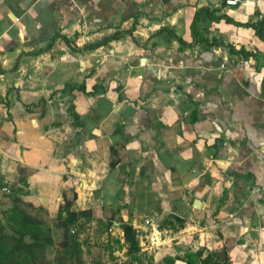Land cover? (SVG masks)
Here are the masks:
<instances>
[{
	"label": "crops",
	"instance_id": "1",
	"mask_svg": "<svg viewBox=\"0 0 264 264\" xmlns=\"http://www.w3.org/2000/svg\"><path fill=\"white\" fill-rule=\"evenodd\" d=\"M19 167L50 216L264 264V0H0L4 184Z\"/></svg>",
	"mask_w": 264,
	"mask_h": 264
},
{
	"label": "rangeland",
	"instance_id": "2",
	"mask_svg": "<svg viewBox=\"0 0 264 264\" xmlns=\"http://www.w3.org/2000/svg\"><path fill=\"white\" fill-rule=\"evenodd\" d=\"M28 174L26 170V174L21 178L22 180L25 178V182L19 181L20 174L18 173L16 182L3 184L6 190L0 188L1 232L7 239L10 236L19 238L18 232H22V239L27 243L31 242L28 233H33L46 240L44 249L36 252L34 258H27L28 263L25 264H70L68 255L60 247L63 230L60 225L61 221L58 219V211L54 216H50L43 208L32 205L30 207L29 203L23 201V198L29 194ZM116 212L115 208L111 210L105 207L100 208L95 212L91 211L90 216L79 219L75 226H70V234L79 245V259L82 264H165L166 258H173V264H184L183 260L188 254L196 255L200 264H212L209 256H205L200 244L196 245L194 242L186 244L182 241V246L175 245L177 251L173 256L156 255L153 250L158 247V241L156 243L152 235L154 232L152 227L137 233L139 252L129 253L119 225L123 222L121 218L116 217ZM23 217L32 218L37 222L35 225L24 227L20 222ZM167 223L172 224L171 221L163 220L159 227H166ZM1 242L9 243V240Z\"/></svg>",
	"mask_w": 264,
	"mask_h": 264
},
{
	"label": "trees",
	"instance_id": "3",
	"mask_svg": "<svg viewBox=\"0 0 264 264\" xmlns=\"http://www.w3.org/2000/svg\"><path fill=\"white\" fill-rule=\"evenodd\" d=\"M199 16V13L196 14V18ZM256 30V33L261 37L262 36V23H257L256 25H250ZM72 110V109H71ZM70 110L69 114L72 117L73 120L77 119L78 116ZM110 167H113V163L110 164ZM18 173L20 174L19 181L25 182L24 179L22 180V176L26 174V169L24 168H18ZM2 179H0V188L3 187V182H1ZM75 198V195H74ZM30 207L31 204H28ZM71 201L66 200L62 206L58 209V219L61 221L60 225L63 230V237L62 242L60 244L61 249L65 252L66 255H68L70 264H82L80 261V250L79 245L77 241L73 238V236L70 234V226H75V224L78 222L81 218H86L90 216L91 211L85 210V211H71ZM62 213H64V216H62ZM20 222L22 223V226L27 225H35L36 220L32 218H21ZM120 229L123 234V239L128 247L129 253H138L139 252V244L137 239V232L136 230L126 223L120 224ZM19 233V238H16L15 236H10L9 239L1 232L0 229V242L4 240H9V243H3L1 242L0 245V264H25L28 259L27 258H34L36 252H40L44 249L45 244L47 243L46 240L43 238L37 237L33 233H28L29 237L31 238V242L27 243L22 239V232ZM197 256L194 254H188L183 260L184 264H200ZM167 262L165 264H173L174 259L173 258H166ZM221 260L218 255H214V259L212 261V264H221ZM68 264V263H67Z\"/></svg>",
	"mask_w": 264,
	"mask_h": 264
},
{
	"label": "built area",
	"instance_id": "4",
	"mask_svg": "<svg viewBox=\"0 0 264 264\" xmlns=\"http://www.w3.org/2000/svg\"><path fill=\"white\" fill-rule=\"evenodd\" d=\"M241 0H223V3L227 7H237L240 4ZM6 190V188H4ZM154 224L151 218H145L143 221V226L145 228L152 227ZM153 240V239H152Z\"/></svg>",
	"mask_w": 264,
	"mask_h": 264
},
{
	"label": "water",
	"instance_id": "5",
	"mask_svg": "<svg viewBox=\"0 0 264 264\" xmlns=\"http://www.w3.org/2000/svg\"><path fill=\"white\" fill-rule=\"evenodd\" d=\"M194 208H196V209H198V204H199V201L198 200H196L195 202H194ZM220 258L221 259H224L225 258V256H224V254L222 253L221 255H220Z\"/></svg>",
	"mask_w": 264,
	"mask_h": 264
}]
</instances>
